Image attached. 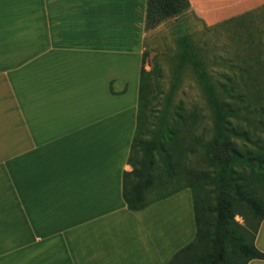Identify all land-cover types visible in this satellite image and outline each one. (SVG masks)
<instances>
[{
  "label": "crops",
  "instance_id": "crops-1",
  "mask_svg": "<svg viewBox=\"0 0 264 264\" xmlns=\"http://www.w3.org/2000/svg\"><path fill=\"white\" fill-rule=\"evenodd\" d=\"M187 2L206 26L264 4ZM144 16L145 0H0V255L167 264L193 239L189 189L138 211L121 197ZM253 245L264 253V220Z\"/></svg>",
  "mask_w": 264,
  "mask_h": 264
},
{
  "label": "trees",
  "instance_id": "trees-1",
  "mask_svg": "<svg viewBox=\"0 0 264 264\" xmlns=\"http://www.w3.org/2000/svg\"><path fill=\"white\" fill-rule=\"evenodd\" d=\"M186 15H192L187 0H145L144 30ZM214 27L229 31L240 46L233 61L223 62L224 71L215 76L204 70L192 46L177 39L182 46L180 62L189 61L195 70L211 114V134L205 140L193 132L181 134L179 126L191 114L185 116L180 103L173 106L169 121L165 114L156 120L152 113L156 98L151 90L154 71L143 70L144 53L140 61L135 128L126 158L130 169L121 174V197L128 210L138 211L189 189L194 237L167 264H246L264 259V253L253 245L264 220V144L258 146L262 140L250 128L246 115L256 111L253 105L264 96V4L209 28ZM195 153L199 162L184 166V154ZM173 183L178 185L151 197L156 184ZM242 212L250 216L252 225L234 221Z\"/></svg>",
  "mask_w": 264,
  "mask_h": 264
},
{
  "label": "rangeland",
  "instance_id": "rangeland-1",
  "mask_svg": "<svg viewBox=\"0 0 264 264\" xmlns=\"http://www.w3.org/2000/svg\"><path fill=\"white\" fill-rule=\"evenodd\" d=\"M209 27L193 15H186L178 21L168 20L147 31L143 49V70L154 71L151 74V90L152 96L156 98L152 101V113L156 120L165 114V120L169 121L173 106L180 103L185 116L191 114V117H187V123L179 126L181 134L184 136L193 132L204 140L211 134V114L204 104L195 70L189 61L180 62L179 52L182 46L177 43V39L181 37L187 46H192V51L204 70L214 76L224 71L223 62L233 61V54L238 53L240 48L237 44L239 40L231 39L229 31ZM253 106L256 111L246 115L250 128L262 140L261 144L257 143L260 146L264 144V96ZM254 141L253 138L251 142ZM189 162L198 163L199 154H184L182 164L185 166ZM177 185L156 184L151 197L162 195ZM234 221L244 226L253 224V220L244 212L242 215H235ZM17 251L19 252L9 250L1 254L0 264H22V252Z\"/></svg>",
  "mask_w": 264,
  "mask_h": 264
}]
</instances>
